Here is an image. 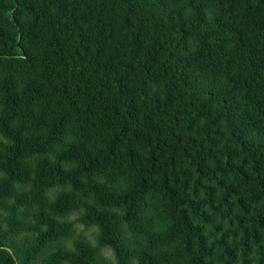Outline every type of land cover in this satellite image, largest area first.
Returning <instances> with one entry per match:
<instances>
[{
	"label": "trees",
	"instance_id": "16d2710c",
	"mask_svg": "<svg viewBox=\"0 0 264 264\" xmlns=\"http://www.w3.org/2000/svg\"><path fill=\"white\" fill-rule=\"evenodd\" d=\"M0 264H264V0H0Z\"/></svg>",
	"mask_w": 264,
	"mask_h": 264
},
{
	"label": "rangeland",
	"instance_id": "374dc122",
	"mask_svg": "<svg viewBox=\"0 0 264 264\" xmlns=\"http://www.w3.org/2000/svg\"><path fill=\"white\" fill-rule=\"evenodd\" d=\"M77 227H78L77 228L78 231L82 229V226H78L77 225ZM83 232L88 237V240H90L91 243H94V241H95L94 240V236H95L94 228L91 227V228L84 229ZM102 254H103V256L105 258H108V259L112 260V254H111V252L109 250L104 249Z\"/></svg>",
	"mask_w": 264,
	"mask_h": 264
}]
</instances>
